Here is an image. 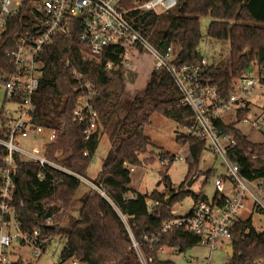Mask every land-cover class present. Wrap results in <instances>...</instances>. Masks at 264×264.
Instances as JSON below:
<instances>
[{"label": "trees", "instance_id": "16d2710c", "mask_svg": "<svg viewBox=\"0 0 264 264\" xmlns=\"http://www.w3.org/2000/svg\"><path fill=\"white\" fill-rule=\"evenodd\" d=\"M202 17L211 18L209 36L230 44V65L211 64L203 69V77L218 88L219 98L227 100L235 83L251 70L253 63L264 66V0H180L176 12L169 15V24L159 43L160 51L165 54L170 47L179 46L176 63L201 62L204 59L200 51ZM160 20L161 15L154 12L139 20L145 37L154 34ZM26 32H34V23L30 11L23 10L8 25L0 43V58L6 47L14 42V36ZM79 35L80 28L74 27L70 34L55 36L44 46L38 56L42 75L34 96L35 123L57 133L56 140L47 145V157L68 172L50 168L40 178L39 173L43 171L40 164L18 156L14 175L15 206L21 226L28 231L40 229L53 237L65 230L63 223L81 186V177L87 175L99 148L102 129L112 122L127 89L123 70L107 71L103 62L86 56L87 48L79 41ZM261 80L264 82V77ZM87 82L93 83L97 91L92 103L100 122L98 131L89 139L85 134L89 123L77 121L74 115L79 97L89 92L85 86ZM182 100L183 94L173 75L165 68L157 69L153 65L142 92L135 94L124 117L118 121L111 147L94 180L106 196L97 188H91L83 196L78 216L66 229V241L58 264L69 261L142 264L132 237L139 242L144 254L153 258L150 264H176L161 258L164 247L184 251L199 243L198 235L184 230L163 235L152 242L144 239L145 235H157L164 222L174 217L173 208L188 196H192L195 203L208 200L203 191L192 193L184 188V184L174 187L167 170L176 156L164 151L160 153L169 159L166 170L162 171L163 190L154 189L143 194L131 187V168L143 165L141 155L149 149L150 137L145 128L152 116L161 113L183 127L194 124V112L182 104ZM247 112L248 106L240 110L238 119L242 120ZM215 122L221 133L235 137L237 143L230 157L239 166L241 174L252 181L264 180V141L249 138L237 122L226 124L221 119ZM177 141L189 146L188 176L199 178L206 174L209 179L213 170L203 172L200 169L201 156L208 148L206 141L185 133L178 135ZM2 159L0 157V165ZM147 199L159 204L150 210ZM256 211L264 213L261 209ZM122 216L126 217L127 223ZM52 225L55 227L50 228ZM230 231L234 252L226 264H264V230L256 228L252 217L236 221ZM17 264L23 263L18 260Z\"/></svg>", "mask_w": 264, "mask_h": 264}, {"label": "built area", "instance_id": "2783aa9c", "mask_svg": "<svg viewBox=\"0 0 264 264\" xmlns=\"http://www.w3.org/2000/svg\"><path fill=\"white\" fill-rule=\"evenodd\" d=\"M179 4L180 0H0V43L9 23L23 10L30 11L35 32L14 36V42L6 47L0 58V85L7 100L14 105L12 109L3 110L0 120V157L3 158L0 165V264L17 263L14 256L26 246L33 249L34 257L40 258L55 237L40 229L28 231L21 226L15 206L14 175L18 156L39 163L43 169L40 178L50 168L65 170L47 157V145L56 140L57 133L35 123L34 96L42 75L39 54L53 37L68 35L74 27L80 28L79 41L87 48L86 56L103 62L110 72L135 69L137 52L150 51L154 66L165 68L173 75L183 94L182 104L194 112L195 122L184 127L185 134L206 141L213 153L222 156L227 168L224 175L215 179L217 198L201 199L188 213L175 214L164 222L157 235H145V241L152 242L178 230L196 234L200 237L198 244L210 249L206 264H212V252L217 245L230 244V228L242 219L243 212L249 207L252 211H264V180L252 181L241 174L239 166L230 157L237 141L234 136L221 133L215 122L221 119L230 124L222 114H234L237 124H248L252 131L264 133V108L254 111L250 105L251 94L258 84L255 75L247 72L235 83L229 98L221 100L218 88L203 77L204 66L209 65L205 58L199 63L178 64L173 47L162 53L159 46L150 43L139 26L144 15L151 12L162 15L175 10ZM85 86L89 92L79 97L74 115L77 121L89 123L85 130L89 139L98 131L100 122L92 103L97 91L91 82ZM247 106L246 116L239 120L240 110ZM30 139L36 142H28ZM159 158L162 164L169 162L161 155ZM94 188L106 196L100 187L96 185ZM147 202L150 210L159 204L151 199ZM132 239L142 264H150L153 258L147 257L139 242L134 237ZM72 263L80 264L78 261Z\"/></svg>", "mask_w": 264, "mask_h": 264}, {"label": "rangeland", "instance_id": "374dc122", "mask_svg": "<svg viewBox=\"0 0 264 264\" xmlns=\"http://www.w3.org/2000/svg\"><path fill=\"white\" fill-rule=\"evenodd\" d=\"M173 12H176V9L161 15V20L157 25L156 31L149 37V41L153 46H159L164 31L169 24V15ZM210 21V17L201 18L203 39L200 44V51L206 58L209 65H230V44L229 42H223L208 35V26ZM173 48L174 53L177 54L180 47L174 46ZM151 55L152 54L148 50L140 53L137 52L135 56L137 63L135 69L123 70L127 86L126 95L119 104L117 113L112 119L110 125L102 129L103 137L99 148L93 157L87 175L85 177H81V186L63 223L65 230L58 232L48 245V248L42 257H34L33 249L30 246H26L20 249L18 254L14 256L15 261L21 260L23 264H58L61 250L66 241V229L71 226L73 220H75L78 216L83 204V196H85L91 188L96 187L94 180L101 170L103 161L111 147V141L116 125L118 121L124 117L126 111L128 110L130 101L133 99L135 94L142 92L145 86L147 76L154 65L153 57ZM250 72L254 74L258 80L256 89L250 97V105L255 110H262L261 108H264V82L261 78L264 77V66L255 62L253 63ZM13 107L14 105L12 102L7 100L4 88L0 85V112L2 109L6 111L8 109H12ZM222 116L227 122L231 123L236 121V116L234 114L229 116L227 113H223ZM237 125L252 140L264 141V133L252 131L250 125L248 124L238 123ZM145 131L150 137L149 149L147 153L141 155L143 165L132 167L134 170L131 171V187L143 194L151 193L154 189H164L162 171H165L166 167L165 164L161 163V159L159 158L161 151H164L169 155L180 157L175 160L172 166L167 170V173L171 176L172 181L178 187L180 184H184V188H187V182L190 181L191 178H194L188 176V163L186 159L189 156V146L182 145L177 141V136L186 132L185 128L175 120L161 113H156L152 116L151 122L146 125ZM28 142L35 143L36 141L30 139ZM200 169L203 172L213 170L214 173L211 177H209L207 182L206 177H201L193 182L191 187L194 191L200 189V191H203L206 196L211 199L216 192L215 179L220 175H224L227 171L224 159L222 156L216 155L207 148L201 156ZM177 186L176 188H178ZM193 204L194 198L192 196H188L182 202L177 203L174 208V214L182 215L187 213L192 208ZM252 213L255 226L259 231H263L264 214L258 211H252ZM250 214L251 211L249 207L242 215L243 217L248 218ZM123 220L127 223L125 216H123ZM209 257L210 249L207 246H202L200 244H195L184 251H179V249L174 247H164L163 252H161L162 259L173 260L176 264H206ZM229 257L228 252L224 250V248H221V245H217L216 249L211 254V263L226 264ZM64 264L73 263L72 261H69Z\"/></svg>", "mask_w": 264, "mask_h": 264}, {"label": "crops", "instance_id": "0c3cea01", "mask_svg": "<svg viewBox=\"0 0 264 264\" xmlns=\"http://www.w3.org/2000/svg\"><path fill=\"white\" fill-rule=\"evenodd\" d=\"M203 58H205V57L203 56ZM205 59H206V58H205ZM253 110H255V109H253ZM170 177H171V176H170ZM201 177H206V182L208 181L206 174H205V175H204V174L201 175ZM201 177H199V178H201ZM199 178L196 177V178H195V181L198 180ZM171 180H172V179H171ZM172 182H173V181H172ZM173 185H174V187L176 188L177 185H176L174 182H173ZM177 187H178V186H177ZM200 188H202V187H200ZM195 192H200V189L197 190V191L195 190ZM204 194H205V193H204ZM205 195H206V194H205ZM215 195H216V192H215L213 198L215 197ZM213 198H211V199H213ZM208 199H209V198H208ZM211 199H210V200H211ZM194 203H195V201H194ZM193 205H194V204H193ZM192 207H193V206H192ZM174 208H175V207H174ZM174 208H173V213H174V210H175ZM191 209H192V208H191ZM191 209H190V210H191ZM190 210H189V211H190ZM189 211H188V212H189ZM250 211H251V214H250L249 217H252V219H253V216H252V214H253V213H252V210H250ZM188 212H187V213H188ZM253 212H254V211H253ZM242 219H246V218L243 217V215H242ZM253 223H254V222H253ZM254 225H255V224H254ZM256 228H257V227H256ZM228 245H229V243H228V244H227V243H224V244L222 243V244H221V248H224V250H226L227 247H228ZM177 249H178V248H177ZM160 256H161V253H160Z\"/></svg>", "mask_w": 264, "mask_h": 264}, {"label": "water", "instance_id": "95a60500", "mask_svg": "<svg viewBox=\"0 0 264 264\" xmlns=\"http://www.w3.org/2000/svg\"><path fill=\"white\" fill-rule=\"evenodd\" d=\"M193 182H195V178H191V180L187 182V190L190 191V192H192V193L195 192L192 189V187H191L193 185ZM171 198H172V196H170L168 198V201H170ZM54 227H55L54 225L50 226V228H54ZM233 250H234L233 245L232 244H229L228 247H227V252H228L229 256H232L233 255ZM15 264H17V263H15Z\"/></svg>", "mask_w": 264, "mask_h": 264}]
</instances>
